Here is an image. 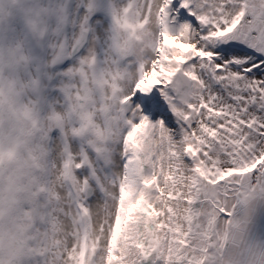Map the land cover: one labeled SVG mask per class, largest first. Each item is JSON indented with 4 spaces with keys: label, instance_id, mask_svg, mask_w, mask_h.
I'll use <instances>...</instances> for the list:
<instances>
[{
    "label": "snow or ice",
    "instance_id": "1",
    "mask_svg": "<svg viewBox=\"0 0 264 264\" xmlns=\"http://www.w3.org/2000/svg\"><path fill=\"white\" fill-rule=\"evenodd\" d=\"M110 2L39 0L26 10L32 17H47L51 25L26 29L40 49L34 67L21 55L23 43L17 45V59L19 64H27L28 78L23 86L27 95H20L27 108L18 106L17 114L26 118L28 134L39 148L23 153L21 168L28 183L20 199L5 204L0 197V237L14 225L16 231V242L7 250L0 242V264H79L72 246L58 241L57 222L63 217L75 225L71 240L78 250L84 210L102 193L93 179L95 194L88 186L81 189L66 182L69 203L63 208L52 195L51 161L56 150H63L65 160L69 159V143L55 110L61 107L60 102L68 108L74 92H78L68 82L92 61L88 38L96 35L104 40L112 23ZM143 4L141 11L149 16L155 9L158 26L145 57L147 67L137 82L153 68L161 75L159 83L149 89H136L135 82L130 87L131 99L125 107L133 122L147 117L154 125L162 123L174 141L184 144L195 139L194 132L200 135L204 144L199 158H183L189 165L199 159L215 163L220 169L217 175L264 161V0H143ZM165 37L175 44H165ZM6 118L11 125L10 111L0 104V142ZM217 150L223 158L220 161L215 160ZM126 159L121 161V168ZM91 171L83 166L76 173L83 179ZM203 184L207 190L200 194L193 210L201 202L208 203L227 226L226 231L213 229L201 247H196V240L190 236L183 259L178 261L159 249H148L137 253L138 264H264V162L250 173L221 180L215 187L207 181ZM253 227L257 234H253Z\"/></svg>",
    "mask_w": 264,
    "mask_h": 264
},
{
    "label": "rangeland",
    "instance_id": "2",
    "mask_svg": "<svg viewBox=\"0 0 264 264\" xmlns=\"http://www.w3.org/2000/svg\"><path fill=\"white\" fill-rule=\"evenodd\" d=\"M36 3L39 0H0V74L3 79L0 104L6 106L12 117L11 125L5 119L4 137L0 142V197L5 204H14L20 199L19 194L28 183L21 168V161L25 160L23 153L39 148L34 144V137L28 134L26 118L17 114L18 106L22 105L21 93L27 95L23 86L28 79L25 74L27 64L21 65L17 59V45L23 43L21 55L34 67L40 58V49L36 38L26 29L30 25L51 27L47 17L28 15L26 10ZM136 4L137 0L129 3L111 0L112 23L104 40H99L96 35L88 38L86 46L92 61L87 69L68 82L70 88L78 92H74L68 108L60 102L61 107L55 110L69 143V159L65 160L63 150H56L51 161L52 195L63 208L69 203L66 182L81 189L91 187L95 194L96 188L91 184L93 179L102 193L84 210L78 250L71 240L75 225L63 217L57 222L58 241L72 246L79 264H138L137 253L148 250L145 245L144 249L140 248L141 243L144 244L143 229L130 224L133 211L140 210L138 197H144L155 213L151 225L147 224L150 226V243L156 246L151 251L159 249L172 260L183 259V249L190 236L196 240L195 246L201 247L213 229L226 231L227 226L208 203L201 202L193 210L200 194L207 190L203 181L215 187L221 180L234 174L250 173L264 162L257 160L250 167L229 168L217 175L220 169L215 163L210 165L199 159L198 163L189 165L183 158L184 155L199 158L204 144L200 135L194 132L195 139L184 144L174 141L162 123L154 125L147 117L139 123L133 122L125 107L130 103V87L135 82L136 89H140L139 84L143 82L145 86L141 89H149L159 83L161 75L153 68L150 73H145L146 78L137 82L140 72L147 67L145 57L158 21L155 9L149 16L141 11L143 0H139V8ZM68 39L70 43L71 33ZM164 42L175 44L168 37ZM179 47L186 49L187 46ZM22 107L27 108V105ZM81 156L83 160L79 159ZM125 157L126 162L121 168ZM222 159L217 150L215 160ZM83 166L92 171L81 179L76 170H82ZM198 228L202 232L198 233ZM252 232L257 234L255 227ZM0 242L8 246L6 250L15 244V225L5 229Z\"/></svg>",
    "mask_w": 264,
    "mask_h": 264
},
{
    "label": "trees",
    "instance_id": "3",
    "mask_svg": "<svg viewBox=\"0 0 264 264\" xmlns=\"http://www.w3.org/2000/svg\"><path fill=\"white\" fill-rule=\"evenodd\" d=\"M137 199L139 200V202H137V203H139V205H140V210L138 212H136V210L133 211L134 216H133V219L131 220L130 224L134 223L135 227H137V228L139 227V228H141V230L143 229L141 234L144 235V236L142 235V238H144V244L141 243L140 248L144 249V245H145L148 249H155L156 246H154L150 243V240H151L150 235H149L150 234L149 233L150 226L149 225L147 226L148 223H150V225H151V223L153 222V219H155L154 218V215H155L154 210L151 207V205H149V203L146 201V199L144 197H140V198L138 197ZM151 228H152V226H151ZM145 230L148 232L147 235H146ZM3 245H4L5 249L8 247L5 244H3Z\"/></svg>",
    "mask_w": 264,
    "mask_h": 264
},
{
    "label": "bare ground",
    "instance_id": "4",
    "mask_svg": "<svg viewBox=\"0 0 264 264\" xmlns=\"http://www.w3.org/2000/svg\"><path fill=\"white\" fill-rule=\"evenodd\" d=\"M144 86H145V83H143V82H141V83L139 84L140 89L143 88Z\"/></svg>",
    "mask_w": 264,
    "mask_h": 264
},
{
    "label": "water",
    "instance_id": "5",
    "mask_svg": "<svg viewBox=\"0 0 264 264\" xmlns=\"http://www.w3.org/2000/svg\"><path fill=\"white\" fill-rule=\"evenodd\" d=\"M88 42V41H87ZM89 188H91V187H89Z\"/></svg>",
    "mask_w": 264,
    "mask_h": 264
}]
</instances>
